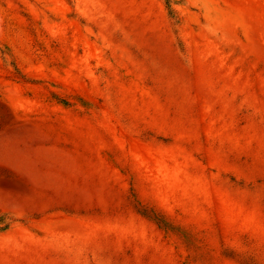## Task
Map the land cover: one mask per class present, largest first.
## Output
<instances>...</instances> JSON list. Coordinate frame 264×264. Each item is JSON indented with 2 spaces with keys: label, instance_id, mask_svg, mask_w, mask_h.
<instances>
[{
  "label": "rangeland",
  "instance_id": "1",
  "mask_svg": "<svg viewBox=\"0 0 264 264\" xmlns=\"http://www.w3.org/2000/svg\"><path fill=\"white\" fill-rule=\"evenodd\" d=\"M170 1L0 0V264H264V0Z\"/></svg>",
  "mask_w": 264,
  "mask_h": 264
},
{
  "label": "trees",
  "instance_id": "2",
  "mask_svg": "<svg viewBox=\"0 0 264 264\" xmlns=\"http://www.w3.org/2000/svg\"><path fill=\"white\" fill-rule=\"evenodd\" d=\"M166 5L168 8H170V5H171V1L170 0H166ZM172 11V10H171ZM172 13V12H171Z\"/></svg>",
  "mask_w": 264,
  "mask_h": 264
}]
</instances>
